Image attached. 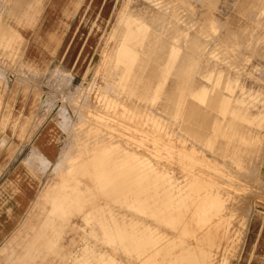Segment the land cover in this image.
Segmentation results:
<instances>
[{"label":"rangeland","instance_id":"1","mask_svg":"<svg viewBox=\"0 0 264 264\" xmlns=\"http://www.w3.org/2000/svg\"><path fill=\"white\" fill-rule=\"evenodd\" d=\"M69 6L58 28L63 39L0 41V75L19 82L0 89V115H9L0 120V141L8 143L0 144V164L29 157L17 143H29L46 123L57 137L54 161L37 150L30 156L52 165L3 256L24 264H171L184 251L180 243L194 248L189 256L197 264L220 246L217 264H264V0H70ZM30 49L38 50L33 59ZM19 65L21 72H12ZM6 97L20 104L4 103ZM20 128L29 135L18 136ZM206 190L213 201L205 200L204 220L217 227L198 214L204 208L196 198Z\"/></svg>","mask_w":264,"mask_h":264},{"label":"crops","instance_id":"2","mask_svg":"<svg viewBox=\"0 0 264 264\" xmlns=\"http://www.w3.org/2000/svg\"><path fill=\"white\" fill-rule=\"evenodd\" d=\"M69 3L70 0H0V41L20 42L45 39L52 43L63 39V32L58 33V28L62 21L67 19L64 16H67L65 13L67 14L70 7ZM38 25L40 32H36ZM42 29H45L44 32H41ZM34 50L28 51L31 59L35 55ZM37 56H41V54L39 53ZM3 70L2 60L0 61V73ZM12 72L20 73L21 65L14 67ZM17 83L19 82L15 84L4 82L0 75V89L7 87L17 89L19 88ZM7 84L8 86H6ZM18 99L14 98L13 100L6 97L4 103L10 104L9 100H13V104L19 105ZM8 119V114L0 115L1 121ZM29 120L34 121L33 118ZM46 125L47 123L33 135L29 143L24 145L17 143V146L19 152L23 150L30 156L37 150L41 155L43 154L45 161L50 163L57 157V137L51 128H46ZM22 129L24 128L19 129L18 136L25 135L24 130L21 131ZM28 133L25 137L29 135ZM0 136L2 138L3 133ZM0 144L4 146L8 143L2 144L0 141ZM30 156L22 157L14 164H0V254H2L0 255V264H24L20 261V257L16 261L10 262L8 257L3 256L2 250L9 244L13 234L22 231L27 213L41 190L43 180L52 165L41 164V162L38 164L31 160Z\"/></svg>","mask_w":264,"mask_h":264},{"label":"bare ground","instance_id":"3","mask_svg":"<svg viewBox=\"0 0 264 264\" xmlns=\"http://www.w3.org/2000/svg\"><path fill=\"white\" fill-rule=\"evenodd\" d=\"M129 2H130V1H129ZM160 4H161V3H160ZM123 10H124V9H123ZM180 15H181V14H180ZM122 16H123V15H122ZM124 16H125V15H124ZM182 16H183V15H182ZM190 16H191V14H190ZM82 17H83V16H82ZM180 17H181V16H180ZM180 17H179V18H180ZM184 18H185V17H184ZM184 18L182 19V21L184 20ZM125 19H127V17H126ZM120 20H121V18H120ZM126 21H128V20H126ZM186 22H187V21H186ZM216 23H217V22H216ZM121 24H122V23H121ZM127 24H128V23H127ZM187 24H189V23H187ZM190 24H191V23H190ZM211 24H213V23H211ZM214 25H215V24H214ZM214 25H213V26H214ZM216 28H217V27H216ZM75 30H76V29H75ZM145 33H146V32H145ZM153 36H154V35H153ZM157 36H158V35H157ZM156 38H157V37H156ZM154 40H155V39H154ZM109 41H112V40H108V42H109ZM134 41H135V40H134ZM113 42H114V38H113ZM131 43H132V42H131ZM106 44H107V43H106ZM108 44H109V43H108ZM110 44H111V43H110ZM112 45H113V44H112ZM127 45H128V44H127ZM148 45H149V44H148ZM105 50H106V49H105ZM115 51H116V50H115ZM107 54H108V53H107ZM140 54H141V53H140ZM138 55H139V54H138ZM107 56H108V55H107ZM107 56H106V57H107ZM125 56H126V55H125ZM134 57H135V56H134ZM104 58H105V57H104ZM137 58H138V57H137ZM141 58L143 59V57H141ZM105 59H106V58H105ZM102 60H103V59H102ZM137 60H138V59H137ZM103 63H104V62H103ZM101 64H102V62H101ZM118 64H119V63H118ZM245 64H246V63H245ZM125 65H126V64H125ZM102 66H103V65H102ZM139 67H140V66H139ZM143 67H144V66H143ZM143 67H142V68H143ZM128 69H129V68H128ZM131 69H133V68H131ZM133 72H134V71H133ZM134 73H135V72H134ZM132 76H133V75H132ZM134 76H135V74H134ZM137 76H138V75H137ZM120 78H121V77H120ZM133 79H134V78H133ZM128 80H129V79H128ZM121 82H123V81H121ZM97 83H99V82H97ZM153 87H154V86H153ZM109 89H110V88H109ZM89 92H90V91H89ZM122 93H123V92H122ZM132 93H133V92H132ZM128 94H129V93H128ZM130 95H131V94H130ZM130 95H128L127 97H130ZM86 96H87V95H86ZM131 96H132V95H131ZM143 99H144V98H143ZM140 100H141V99H140ZM144 100H145V99H144ZM105 101H106V100H105ZM138 101H139V100H138ZM147 101H148V100H147ZM139 102H140V101H139ZM102 103H103V102H102ZM146 103H147V102H146ZM144 108H146V106H145ZM148 109H149V108H148ZM150 109H151V108H150ZM150 109H149V110H150ZM145 111H146V110H145ZM102 112H103V111H102ZM105 112H106V111H105ZM111 112H112V111H111ZM155 112H156V111H155ZM157 112H158V111H157ZM161 114H162V113H161ZM159 116H160V115H159ZM92 117H93V116H92ZM168 117H169V115H168ZM167 119H168V118H167ZM97 120H98V119H97ZM171 122H172V121H171ZM148 123H150V122H148ZM156 123H157V122H156ZM108 124H109V123H108ZM255 124H256V123H255ZM151 126H153V125H151ZM155 126H156V125H155ZM157 127H158V126H156V128H157ZM150 130H151V129H150ZM142 132H143V131H142ZM145 132H146V131H145ZM152 132H153V131H152ZM158 132H159L160 134L163 133V132L161 133L160 130H158ZM143 133H144V132H143ZM144 134H145V133H144ZM168 134H169V133H168ZM107 135H108V134H107ZM132 135H133V134H132ZM135 135H136V134H135ZM158 135H159V134H158ZM141 136H142V135H141ZM162 136H163V135H162ZM164 136H165V135H164ZM150 137H151V136H150ZM153 137H154V136H153ZM158 137H159V136H158ZM171 137H172V136H171ZM105 138H106V137H105ZM134 138H136V137H134ZM139 138H141V137H139ZM142 138H145V139H146L147 137H142ZM155 138H156V137H155ZM163 138H164V137H163ZM151 139H152V138H151ZM151 139H150V141H151ZM174 139H175V138H174ZM132 140H133V139H132ZM136 140H138V139H136ZM139 140H140V139H139ZM139 140H138V142H141V141H139ZM152 140H153V139H152ZM160 140H162V139H160ZM175 140H176V139H175ZM133 142H134V140H133ZM136 142H137V141H136ZM164 142H165V141H164ZM164 142H163V143H164ZM167 142H168V141H167ZM141 143H142V142H141ZM141 143H140V144H141ZM150 143H151V142H150ZM155 144H156V143H155ZM181 144H182V143H181ZM103 145H105V144H103ZM121 145H122V144H121ZM145 145H146V143H145ZM174 145H176V142H175ZM106 146H107V145H106ZM106 146H105V147H106ZM142 146H143V145H142ZM151 146H152V145H151ZM159 146H160V145H159ZM163 146H164V145H163ZM166 146L169 147L168 145H166ZM107 147H108V146H107ZM138 147H139V146H138ZM180 147H181V146H180ZM144 148H145V147H144ZM148 148L150 149V147H148ZM154 148H157V147L154 146ZM154 148H153V150H155ZM162 148H163V147H162ZM105 149H106V148H105ZM132 149H133V148H132ZM132 149H131V150H132ZM151 149H152V148H151ZM151 149H150V150H151ZM157 149H158V148H157ZM170 149H172V148H170ZM258 149H259V148H258ZM122 150H123V149H122ZM133 150H134V149H133ZM133 150H132V151H133ZM163 150H164V148H163ZM167 150H168V149H167ZM92 151H93V150H92ZM128 151H130V150H128ZM132 151H130V154H131ZM145 151H147V150H145ZM156 151H157V150H155V152H156ZM170 151H171V150H170ZM174 151H175V150H174ZM180 151H181V149H180ZM147 152H148V151H147ZM153 152H154V151H153ZM166 152H167V151H166ZM133 153H135V152H133ZM138 153H139V152H138ZM148 153H149V152H148ZM150 153H151V152H150ZM157 153H159V152H157ZM168 153H169V152H168ZM168 153H167V154H168ZM174 153H175V152H174ZM180 153H181V152H180ZM143 154H144V153H143ZM151 154H152V153H151ZM151 154H150V156L153 155V154H152V155H151ZM171 154H172V153H171ZM81 155H82V154H81ZM81 155H80V156H81ZM88 155H89V154H88ZM115 155H116V153H115ZM154 155H155V153H154ZM76 156H77V155H76ZM138 156H139V154H138ZM140 156H141V155H140ZM159 156H160V155H159ZM161 156H162V154H161ZM163 156H165V154H164ZM176 156H177V155H176ZM176 156H175V158H178V157H176ZM178 156H181V155H178ZM85 157H86V156H85ZM85 157H84V158H85ZM113 157H114V156H113ZM116 157H117V156H116ZM154 157H155V156H154ZM183 157H184V156H183ZM79 158H80V157H79ZM84 158H83V159H84ZM89 158H90V157H89ZM144 158H145V157H144ZM144 158H143V159H144ZM147 158H148V157H147ZM147 158H146V159H147ZM152 158H153V156H152ZM152 158H150V159H152ZM168 158H170V157H168ZM171 158H172V156H171ZM190 158H191V157H190ZM75 159H76V158H75ZM81 159H82V158H81ZM81 159H79V160H81ZM83 159H82V160H83ZM93 159H94V158H93ZM111 159H112V158H111ZM115 159H116V158H115ZM115 159H114V160H115ZM150 159H149V160H150ZM158 159H159V157L157 158V160H158ZM160 159H161V157H160ZM160 159H159V160H160ZM178 159H179V158H178ZM178 159H177V160H178ZM180 159H181V158H180ZM73 160H74V159H73ZM73 160H72V161H73ZM82 160H81V161H82ZM94 160H95V159H94ZM141 160H142V159H141ZM181 160H182V159H181ZM87 161H88V160H87ZM139 161H140V159H139ZM145 161H146V160H145ZM145 161H144V162H145ZM166 161L169 162L168 160H166ZM75 162H76V161H75ZM85 162H86V161H85ZM116 162H117V161H116ZM176 162H177V161H176ZM99 163H100V162H99ZM155 163H156V162H155ZM157 163H158V162H157ZM109 164H110V163H109ZM113 164L115 165V163H113ZM149 164H150V163H148V165H149ZM176 164H178V163H176ZM179 164H181V163H179ZM75 165H76V167H77V164H74V166H75ZM82 165H84V164L82 163ZM82 165H81V166H82ZM92 165H93V164H92ZM107 165H108V164H107ZM116 165H117V164H116ZM172 165H173V163H172ZM78 166H80L79 163H78ZM102 166H103V165H102ZM118 166H119V164H118ZM121 166H122V165H120V167H121ZM82 167H83V166H82ZM93 167H94V166H93ZM100 167H101V166H100ZM103 167H105V166H103ZM103 167H101V168H103ZM174 167H175V165H174ZM89 168H90V166H89ZM94 168H95V167H94ZM94 168H93V169H94ZM97 168H99L98 165H97L96 169H97ZM112 168H113V167H112ZM175 168H176V167H175ZM83 169H84V168H83ZM87 169H88V168H87ZM104 169H105V168H104ZM116 169H117V168H116ZM142 169H143V168H142ZM84 170H85V169H84ZM98 170H99V169H98ZM59 171H60V170H59ZM91 171H92V170H91ZM114 171H116V170H113V172H114ZM171 171H172V170H171ZM89 172H90V171H89ZM89 172H88V173H89ZM93 173H95V172H93ZM170 173H171V172H170ZM173 173H174V171H173ZM175 173H176V172H175ZM91 174H92V172H91ZM97 174H98V173H97ZM119 174H120V173H119ZM92 175H94V174H92ZM103 175H104V174H103ZM103 175H102V176H103ZM115 175H117V174H115ZM170 175H171V174H170ZM99 176H100V174H99ZM93 177H94V176H93ZM96 177L98 178V176H96ZM170 177H171V176H170ZM170 177H169V178H170ZM176 177H177V175H176ZM176 177H175V178H176ZM101 178H103V177H101ZM118 178H119V177H118ZM82 179H83V178H82ZM122 179H123V178H122ZM177 179H178V178H177ZM98 180H100V178H99ZM187 180H188V179H186V181H187ZM180 181H181V180H180ZM193 181H194V180H192L191 182H193ZM142 182H143V181H142ZM169 182H170V181H169ZM175 182H176V181H175ZM181 182H183V180H182ZM181 182H180V184H182ZM189 182H190V181H189ZM191 182H190V183H191ZM194 182H195V181H194ZM198 182H199V181H198ZM98 183H99V182H98ZM166 183L168 184V182H166ZM184 183H185V182H184ZM184 183H183V185H181V187L184 186V185H186V183H188V182H186L185 184H184ZM195 183H196V182H195ZM175 184H176V183H175ZM77 185H78V184H77ZM104 185H105V183H104ZM192 185H194V184H192ZM192 185H191V186H192ZM198 185H199V184H198ZM81 186H82V184H81ZM105 186H106V185H105ZM76 187H78V186H76ZM79 187H80V186H79ZM84 187H86V186L84 185ZM100 187H101V186H100ZM145 187H146V186H145ZM193 187H194V186H193ZM195 187H196V186H195ZM199 187H200V186H199ZM102 188H103V187H102ZM188 188H189V187H188ZM197 188H198V187H197ZM84 190H85V189H84ZM177 190H178V189H177ZM190 190H191V188H190ZM190 190H189V193H190ZM112 191H113V190H112ZM174 191H175V190H174ZM174 191H173V192H174ZM195 191H196V190H195ZM177 192H178V191H177ZM206 192H207V190H206ZM208 192H210V191H208ZM208 192H207L206 194H204L202 197H200V194H201V193H200L199 196H198L196 199H197V200H200L202 203H207V201H208V202L210 201L211 204H212L213 199H212V201H211L209 198H207V197H208V194H210V193H208ZM211 192H212V191H211ZM192 193H194V192H192ZM107 194H108V193H107ZM109 195L111 196V194H109ZM115 195H116V194H115ZM164 195H165V194H164ZM211 195H213V193H211ZM217 196H218V194H214V198L216 197V199H218ZM94 197H95V196H94ZM114 197H115V196H114ZM192 197H194V196H192ZM218 197H219V196H218ZM187 198H188V197H187ZM210 198H212V196H210ZM206 199H209V200L205 201ZM219 199H220V201H221L222 197L220 196ZM187 200H188V199H187ZM197 200H196V201H197ZM214 201H215V200H214ZM217 201H218V200H217ZM217 201H216L215 206H217V204H219V203H217ZM121 202H122V201H121ZM183 202H185V201L183 200ZM186 202H187V201H186ZM191 202H192V201H191ZM210 202H209V204H210ZM218 202H219V201H218ZM178 203H179V202H178ZM188 203H189V202H188ZM197 203L200 205L199 201H198ZM202 203H201V206H202V208H204V209H202V210H203V213L201 214V213L199 212V211H202V210H200V209L198 210V208H200L199 205H198V207H197L195 210H198L197 213L199 212L198 214H199L200 216H202L201 218L204 220V219H206V216H208V215H206V211H208V210H207V206H208L209 204L207 203V204L205 205V204H202ZM172 204H173V203H172ZM211 204H210V205H211ZM177 205H178V204H177ZM177 205H176V206H177ZM188 205H190V204H188ZM193 206H194V205H193ZM196 206H197V205H195V207H196ZM215 206L213 207L214 209L216 208ZM219 206H220V205H218V207H219ZM150 207H151V206H150ZM191 207H192V206H191ZM165 208H166V207H165ZM221 208H222V205L220 206V209H221ZM216 209H217V208H216ZM85 210H86V209H85ZM88 210H89V208H88ZM164 210H165V209H164ZM167 210H168V209H167ZM191 210H192V209H191ZM193 211H194V210H193ZM215 211H216V210H215ZM86 212H88V211H86ZM146 212H147V211H146ZM169 212H170V211H169ZM185 212H186V211H185ZM80 213H81V212H80ZM88 213H89V212H88ZM88 213H86V214L88 215ZM171 213H172V212H171ZM178 213H179V212H178ZM178 213H177V214H178ZM188 213H189V212H188ZM195 213H196V211H195ZM89 214H91V213H89ZM97 214H98V213H97ZM182 214H183V213L181 212V214L179 213L178 215H180V217H181ZM185 214H186V213H185ZM209 214H210V213H209ZM213 214H214V213H213ZM222 214H223V213H222ZM178 215H176V216H178ZM186 215H187V214H186ZM186 215H185V216H186ZM190 215L192 216L193 214H190ZM195 215H197V214H194V216H195ZM224 215H225V214H224ZM83 216H84V215H83ZM85 216H86V215H85ZM194 216H193V220L196 221L197 218L199 219V217L196 218V217H194ZM209 216H210V215H209ZM212 216H213V215H212ZM212 216H211V217H212ZM225 216H226V215H225ZM225 216H223V217H225ZM170 217H171V216H170ZM172 217H173V216H172ZM186 217H187V216H186ZM188 217H189V216H188ZM221 217H222V216H221ZM164 218H165V217H164ZM178 218H179V217H178ZM194 218H195V219H194ZM227 218H228V217H227ZM180 219H181V218H180ZM187 219H188V218H187ZM189 219H190V218H189ZM198 219H197V220H198ZM56 220H57V219H56ZM174 220H175V219H174ZM176 220H177V219H176ZM184 220H185V219H184ZM203 220H202V222H203ZM209 220L211 221V219H209ZM209 220H208V221H209ZM212 220H213V219H212ZM227 220H228V219H227ZM164 221H166V220L164 219ZM185 221H186V220H185ZM185 221H183V223H184ZM188 221H189V220H188ZM205 221H206V220H204V222H205ZM208 221H206L205 224H206ZM228 221H229V220H228ZM189 222H191V221H189ZM192 222H194V221H192ZM192 222H191V224H192ZM196 222H197V221H196ZM198 222H199V220H198ZM198 222H197V225H198ZM202 222H200V224H201ZM204 222H203V223H204ZM211 222H212V221H211ZM225 222H226V224H227V221H225ZM194 223H195V222H194ZM194 223H193L192 225L195 226ZM209 223H210V222H209ZM214 223H215V221H214ZM229 223H230V222H229ZM188 224H189V223H188ZM188 224H187V225H188ZM211 224H213V222H212ZM215 224H216V223H215ZM66 225H68V224H66ZM180 225H181V224H180ZM192 225H191V226H192ZM197 225H196V226H197ZM208 225H209V224H207V226L205 225L204 230H206V227L208 228ZM230 225L232 226L231 223H230ZM185 226H186V224H185ZM196 226H195V227H196ZM198 226H201V227H202L203 225H198ZM198 226H197V227H198ZM213 226H215V225L213 224ZM213 226L211 227V230H212V229H215ZM227 226L229 227V225H227ZM66 227H67V226H66ZM71 227H72V226H71ZM195 227H193V228H195ZM197 227H196V230H197ZM201 227H198V229L201 228ZM203 227H204V226H203ZM203 227H202V229H203ZM215 227H217V226H215ZM225 227H226V226H225ZM230 228H231V227H229V229H230ZM34 229H35V228H34ZM34 229H33V230H34ZM190 229H191V228H190ZM202 229H199V230H201V231L198 230V231H197V234H198V232H200V233L202 234V231H203ZM231 229H232V228H231ZM243 229H244V228H243ZM27 230H28V229H27ZM172 230H173V229H172ZM175 230H176V229H175ZM180 230H181V229H180ZM216 230L218 231V233H220V231H219L220 229L218 230V229L216 228ZM41 231H42V230H41ZM190 231H191V230H190ZM193 231L196 232L195 229H194ZM207 231H208V230H207ZM207 231H206V232H207ZM217 231H216V234H217ZM226 231H227V228H226ZM235 231H236V230H235ZM235 231H234V232H235ZM229 232H230V230H229L228 232H226V233H229ZM234 232H233V233H234ZM33 233H34V232H33ZM173 233H174V232H173ZM226 233H225V235H226ZM242 233H243V232H242ZM151 234H152V233H151ZM193 234H194V233H193ZM195 234H196V233H195ZM195 234H194V235H195ZM204 234H205V233H204ZM221 234H223V233L221 232ZM235 234H237V233H235ZM38 235H39V234H38ZM176 235H177V234H176ZM194 235H193V237H195ZM223 235H224V234H223ZM225 235H224V236H225ZM229 235H230V233H229ZM233 235H234V234H233ZM152 236H153V235H152ZM161 236H162V235H161ZM174 236H175V235H174ZM178 236H179V235H178ZM197 236H198V235H197ZM197 236H196V237H197ZM215 236L217 237V235H215ZM224 236H223V237H224ZM227 236H228V235H227ZM231 236H232V234L229 236V238H230ZM237 236H238V235H236V236H234V237L232 236V237L235 238V237H237ZM25 237H26V236H25ZM171 237H172V236H171ZM171 237H170V238H171ZM185 237H186V236H185ZM185 237H184V239H185ZM189 237H190V236H189ZM200 237H201V236H200ZM206 237H207V236H203L202 239H204V238H206ZM221 237H222V235H221ZM221 237H220V238H221ZM241 237H242V236H241ZM241 237H240V238H241ZM145 238H146V237H145ZM166 238H167V237H166ZM12 239H13V238H12ZM45 239H46V238H45ZM167 239H168V238H167ZM172 239H173V238H172ZM190 239H192V238L190 237ZM193 239H194V238H193ZM196 239H198V238H196ZM196 239H195V241H196ZM199 239H200V238H199ZM199 239H198V241L201 240V239H200V240H199ZM207 239H210V238L208 237ZM207 239H206V240H207ZM217 239H219V237H218ZM222 239H224V238H222ZM235 239H236V238H235ZM237 239H238V238H237ZM46 240H47V239H46ZM162 240H163V237H162ZM177 240H178V239H177ZM177 240L175 239V242H176ZM224 240H225V239H224ZM227 240H228V239L226 238L225 243H227ZM230 240H232V238H231ZM239 240H240V239H239ZM11 241H12V240H11ZM37 241H38V240H37ZM170 241H171V240H170ZM182 241H183V240H182ZM187 241H188V240H187ZM187 241H186V243H187ZM190 241L192 242V240H189V242H190ZM202 241H203V240H202ZM209 241H210V240H209ZM217 241H218V240H217ZM222 241H223V240H222ZM233 241H234V240H233ZM233 241H231V242H233ZM236 241H237V240H235V242H236ZM8 242H9V241H8ZM163 242H164V241H163ZM179 242H181V240H179ZM191 242H190V243H191ZM193 242H194V240H193ZM196 242H197V241H196ZM196 242H194V244H196ZM200 242H201V241H200ZM200 242L197 243V244H201V243H202V242H201V243H200ZM206 242L208 243V241H206ZM211 242H212V241H211ZM211 242H210V243H211ZM228 242L230 243V241H228ZM10 243H11V242H10ZM167 243H168V242H167ZM207 243H206V244H207ZM221 243H222V242H221ZM225 243H224V244H225ZM233 243H234V242H233ZM233 243H232V244H233ZM239 243H240V242H239ZM25 244H26V243H25ZM176 244H177V242H176ZM176 244H175V245H176ZM182 244H183V245H186L185 243H182ZM187 244H188V243H187ZM192 244H193V243H192ZM194 244H193V246L196 247L197 245L195 246ZM203 244H205V241H204ZM211 244H212V243H211ZM216 244H218V242H217ZM224 244H223V245H224ZM236 244H237V243H236ZM10 245H11V244H10ZM10 245H9V246H10ZM42 245H43V244H42ZM152 245H153V244H152ZM169 245H170V244H169ZM172 245H173V244H172ZM179 245H180V246H179ZM179 245H178V246L180 247V249H183V250H184L183 252H182V250H181V251H180L181 253L179 252L180 254H179V253H176L177 256H178V254L180 255V256H178V257H181V260L178 259V257H176V258H177L176 260H178V261L180 260V261H179L180 263L177 261L179 264H197V262H198V263L200 262V261L196 260L197 257L195 258L192 254H191L192 256H189V255H190V252L193 251L192 249H194V248L191 247V248H192L191 251H190V250L187 251L186 248H181V244H180V243H179ZM190 245H191V244H190ZM201 245H202V244H201ZM201 245H200V246H197V247L199 248V247H201ZM214 245H215V244H213V246H214ZM219 245H220V243H219ZM219 245H217V246H219ZM225 245H226V244H225ZM228 245H229V244L227 243V246H228ZM12 246H13V245H12ZM156 246H158V245H156ZM176 246H177V245H176ZM205 246H206V245H204V247H205ZM215 246H216V245H215ZM215 246H214V247H215ZM238 246H239V245H238ZM3 247H4V246H3ZM6 247H7V246H6ZM14 247H15V246H14ZM20 247H21V246H20ZM179 247H178V248H179ZM183 247H184V246H183ZM197 247H196V249H197ZM204 247L202 246L201 248H204ZM209 247H210V246H209ZM211 247H212V246H211ZM224 247H225V246H223V249H224ZM187 248H188V246H187ZM205 248H206V247H205ZM212 248H213V247H212ZM212 248H211V249H212ZM216 248H217V247H216ZM216 248H213V250H215ZM220 248H221V246L219 247V249H220ZM228 248H229V247H228ZM0 249H1V248H0ZM4 249H5V248H4ZM14 249H15V248H14ZM155 249H156V248H155ZM155 249H154V250H155ZM207 249H208V248H207ZM207 249H206V250H207ZM211 249H210V250H211ZM219 249L217 248V250H218L217 252L220 251ZM158 250H159V249H158ZM158 250H157V251H158ZM160 250H161V249H160ZM176 250H177V249H176ZM197 250H201V249L199 248V249H197ZM225 250H226V249H225ZM2 251H3V250H2ZM14 251H15V250H14ZM178 251H179V250H178ZM178 251H176V252H178ZM195 251H196V250H195ZM195 251H194V252H195ZM202 251H203V250H202ZM202 251H201V252H202ZM204 251H205V250H204ZM208 251H209V249H208ZM208 251H207V252H208ZM215 251H216V250H215ZM6 252H7V251H6ZM154 252H155V251H154ZM207 252H205V253H206L205 255H206L207 257H206V256H203V257H204V260H205V261L203 260L204 264H205V263H211V261H212L215 257H217V255H215V254H217V252H214V253H213V252L210 251V252H208V254H207ZM159 253H160V251H159ZM192 253H193V252H192ZM220 253H221V252H220ZM21 254H22V253H21ZM174 254H175V252H174ZM174 254H173V255H174ZM176 254H175V256H176ZM199 254H200V252H198V254L195 253L194 255H199ZM203 254H204V252H203ZM203 254L201 253V255H203ZM0 255H2V254H0ZM137 255H138V254H137ZM219 255H220V254H219ZM31 256H33V255H31ZM155 256H156V254H155ZM36 257H37V256H36ZM124 257H125V256H124ZM160 257H161V256H160ZM190 257H193L195 260H194V259H191ZM201 257H202V256H201ZM142 258H143V257H142ZM207 258H208V259H207ZM117 259H118V258H117ZM138 259H139V258H138ZM197 259H198V258H197ZM200 259H201V258H199V260H200ZM202 259H203V258H202ZM202 259H201V260H202ZM145 260H146V259H145ZM165 260H166V259H165ZM193 260H194V261H197V262H194ZM206 260H207V262H206ZM222 260H223V259H222ZM121 261H122V260H121ZM155 261H158V260H155ZM159 261H160V260H159ZM172 261H173V259H172ZM174 261H175V260H174ZM215 261H216V258H215L214 262H213V261H212V262L215 264V263H216ZM218 261H219V260H218ZM218 261H217V262H218ZM146 262H147V261H146ZM175 262H176V261H175ZM175 262H174V263H175ZM177 262H176L175 264H178ZM203 262L201 261V263H203ZM135 263H136V262H135ZM158 263H160V262H158ZM165 263H166V262H165ZM170 263H171V261H170ZM174 263H171V264H174ZM127 264H129V263H127ZM144 264H145V263H144ZM211 264H212V263H211ZM216 264H217V263H216ZM220 264H223V263H220ZM233 264H234V263H233Z\"/></svg>","mask_w":264,"mask_h":264}]
</instances>
